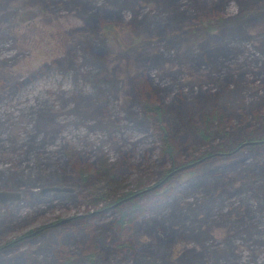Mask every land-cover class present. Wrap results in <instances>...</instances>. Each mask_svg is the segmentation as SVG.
<instances>
[{
	"label": "rangeland",
	"instance_id": "1",
	"mask_svg": "<svg viewBox=\"0 0 264 264\" xmlns=\"http://www.w3.org/2000/svg\"><path fill=\"white\" fill-rule=\"evenodd\" d=\"M249 6L257 11H252L244 0H0V168L15 170L18 160L13 159V152H19L23 141L34 137L42 142L40 159H52L47 167L55 166L60 156L68 159L69 151L77 153L82 167L101 158H121L125 169L115 172L117 176L108 181L109 190H132L138 173H149L154 180V168L160 161L164 168L177 165L170 174L174 176L166 185L160 183L156 192H161L160 199L163 194L164 200L171 198L169 206L180 202L182 195L192 189L190 180L202 168L198 165L187 175L183 158L199 150L182 145L184 125L173 110H167L170 120L165 141L175 156L167 155L157 137L159 133L163 136L165 125L148 119L143 103H164L166 110L168 101L185 98L190 87L198 92L199 100L211 92L217 100H226V107L229 95L219 74L227 76L226 83L232 80L233 84L226 88L235 94L252 95L264 90V0ZM238 23H243L239 35L226 39L224 31ZM205 42L210 48L226 44L219 70L201 60L198 66L190 61V55ZM216 80L218 85L214 87ZM191 98L185 104L193 110L197 102ZM225 110L230 113L232 109ZM226 119L233 126L252 121L223 118ZM195 131L190 128V136L199 135ZM260 140L264 141V137ZM216 143L213 141L212 146ZM216 156L221 155L212 152L207 162L212 164ZM5 175L10 182L12 175ZM42 187H68L71 191L42 194ZM0 190L19 195L15 201L0 203V244L18 235L36 236L29 244L22 243L13 250L25 258L29 251L31 258L40 256L54 263L60 259L62 264H68L66 259H73L82 236L76 234L70 243L48 245L50 240L38 234L49 223L53 227L63 225L75 213L95 210L98 205L87 208L83 193L65 183L35 184L31 189L33 197L21 185L10 189L0 185ZM227 198L210 215L211 220L196 227L186 223L188 227L171 237L167 229L162 233L169 237L164 241L172 262L184 252L185 256L194 254L192 258L200 254L197 264H264L263 236L251 235L263 230L264 218L257 224L256 217L248 213L244 219L250 217L249 224L240 227L234 219L221 226L227 214L234 218L227 207L234 204L236 195ZM154 215L151 210L143 217L146 224L136 223L140 228L131 238H138L145 246L157 239L162 241L158 232L154 234L147 225L154 221L149 219ZM111 216L115 217V213L103 211L85 222L105 223ZM176 218L171 220L172 226L180 225ZM61 219L67 220L55 224ZM250 224L248 234L240 236L238 232ZM105 237L107 243L115 242L114 237ZM103 251H109L107 244ZM227 254L230 256L225 261ZM105 256H100L103 264H132L125 256Z\"/></svg>",
	"mask_w": 264,
	"mask_h": 264
},
{
	"label": "trees",
	"instance_id": "2",
	"mask_svg": "<svg viewBox=\"0 0 264 264\" xmlns=\"http://www.w3.org/2000/svg\"><path fill=\"white\" fill-rule=\"evenodd\" d=\"M244 1L252 11H257L254 6L253 8L249 6L256 5L257 0ZM215 16L218 18L217 14ZM242 24L238 23L230 26L224 31V37L230 39L234 35H239ZM198 49L197 53L191 54L189 57L190 61L195 63L194 65L198 66V61L201 60L211 69L219 70L222 67L223 62L221 60L227 50L226 44H219L210 48L205 42ZM203 49L205 50L201 51ZM226 77V75L219 74L223 89L229 95V102L226 107L232 109L230 113H226L225 110L224 102L226 100H217L218 98L211 92H207L208 96L199 100L198 92L192 91L190 87L187 88L188 92L185 94V98L168 101L169 107L166 110H163L167 107L164 103L157 102L154 106L151 102L149 104L143 103L147 118L152 122L156 120L161 126L162 123L165 125V133H163V136L159 133L157 137L159 141L161 140L160 143L167 155L175 156V151L165 141V134L168 133L167 125H169L170 120L167 110H173V113L180 118L181 123L184 125V135L181 138L182 145L192 151L199 150L197 154L190 156L186 153V159L183 158L184 163H186V170H188L187 175H191L193 173L192 169L197 168L198 165H202V168L201 172L196 173L195 178L190 180L192 189L185 192L178 203L169 206L168 203L171 198L165 199L168 201L166 203L163 199L166 194H163L160 199L161 192H156L160 187V183L166 185V182L174 176V174L169 176H166V174L177 165L171 167L169 164L170 167L164 168L160 161L154 168L157 174L154 180L150 178L149 173H138L135 175L132 190L124 191L122 188L109 190L106 188L108 187V181L117 176L115 172L125 169L121 167V158L113 161H106L105 158H101L97 159L93 165L88 164L82 167L78 164L77 153L69 151L70 156H68V159H63L60 156L55 166L47 167L52 159H40L39 147L42 142L34 137L24 140L19 152H13V159L18 160L15 170L9 172L10 170L5 167L0 168V185L7 189L21 185L28 195L33 197L34 194L31 189L35 184H70L76 190H79V193H83V198H86L84 206H87V208L91 206L95 209L98 205L95 210L85 209L84 212L75 213L63 225L53 227L49 223L45 225L47 226L44 227L45 230L38 234L50 240L48 245L62 244L63 241L70 243L69 241L76 234L82 236L76 247L77 251L74 252L73 259H66L68 264H103V259H100L102 254H106L104 258L109 257V259L125 256L132 264H142L143 262H145L144 264H197L201 259V255L198 253L196 257L192 258L194 254L188 253L185 256V253L181 252L182 256L174 258L175 262H172L170 260L171 255L168 254L170 250L166 248L168 244L164 240L175 233H179L184 227H188L186 223L191 224L189 226L193 224L196 227L200 223L211 220L210 215L222 205L223 201L225 203V200H229L227 198L229 196L236 195V201H233L234 204L227 207L234 218L224 211L227 214V219L221 223V226H226L234 219L235 223H240V227L245 223L249 224L250 217L248 220L244 219L248 213V215L256 217L255 222L257 224L261 223V219L264 218V142L257 143L254 147L241 145L244 142H253L264 137V108H261L264 104V90L259 94L253 92L252 95H247V93L235 94L226 88L228 84H233L231 79L226 83ZM213 83L214 87L218 85L217 80ZM190 96H192L191 100L193 102H197V106L193 110L188 109L187 104H185V101L189 102ZM258 103L261 106H258ZM226 117L252 121L250 123L239 122L233 126L227 119L223 120ZM228 126L233 129H228ZM190 128L196 129L195 132L199 135L193 133L190 136ZM213 141L217 142L214 146H212ZM158 145L160 144L158 143ZM158 145L156 147L158 152L161 153ZM237 146L239 148L234 153L226 155ZM251 147L254 149H251ZM212 152L221 156H216L212 164H209L207 160L211 157ZM251 157L254 161L251 160ZM160 158L161 160L164 159L162 155H160ZM198 158L201 162H198ZM168 159L171 160L172 157H168ZM181 164L183 163L178 165ZM39 165H42V167H39ZM124 165L125 163H123ZM7 173L12 175L10 182H8L9 176L5 175ZM240 194L243 195V198H240ZM150 195L151 197H149ZM188 197L191 201L187 202ZM151 210L154 211L155 215L150 216L149 219L154 221L147 225L152 228L154 234L158 232V236L161 237L162 241L157 239L150 245L145 246V244L138 242V238L131 237L140 228L136 223H147L146 220H143V217ZM103 211L113 212L115 217L111 216L108 219L109 222L96 225L85 222V220H91L93 216ZM175 216H178L176 219L180 225L172 226L174 221L171 220ZM237 219L240 221H237ZM251 225L245 226L238 234L245 237ZM85 226L88 228L84 232L82 230ZM0 228H2V225H0ZM166 229L169 232L168 238L162 236ZM53 231H57L56 234H52ZM256 232L251 234L253 238L263 236L264 241V228L259 234ZM105 235L114 237L115 242L112 244L107 243L108 240ZM26 237L18 235L12 239L4 240L0 244V264H33V261L36 264H62L63 261L60 259L54 263L53 261L47 262L40 256L31 258L32 254L28 250V258H25L20 252L13 250L22 243L29 244L30 239L36 236ZM105 244L109 246L108 252L103 251ZM229 256V254L225 256V261H228ZM113 261L115 260L110 262Z\"/></svg>",
	"mask_w": 264,
	"mask_h": 264
},
{
	"label": "water",
	"instance_id": "3",
	"mask_svg": "<svg viewBox=\"0 0 264 264\" xmlns=\"http://www.w3.org/2000/svg\"><path fill=\"white\" fill-rule=\"evenodd\" d=\"M262 142H264V141L258 140V141H253V142H244V144H241V145L257 144V143H262ZM238 148H239V146L233 148L228 154L234 153ZM174 171L175 170H171L169 173L166 174V176H169ZM49 191H53V192H70L71 189L68 188V187H42L39 190V192L42 193V194L43 193H46V192H49ZM18 197H19V195L16 192H10V191H6V190H0V203L15 201V200L18 199ZM66 220L67 219H61V220L57 221L55 224L63 223ZM28 235L29 234H25V236H28Z\"/></svg>",
	"mask_w": 264,
	"mask_h": 264
}]
</instances>
